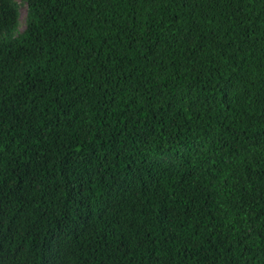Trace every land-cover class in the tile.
<instances>
[{
  "label": "trees",
  "instance_id": "1",
  "mask_svg": "<svg viewBox=\"0 0 264 264\" xmlns=\"http://www.w3.org/2000/svg\"><path fill=\"white\" fill-rule=\"evenodd\" d=\"M0 0V264H264V0Z\"/></svg>",
  "mask_w": 264,
  "mask_h": 264
},
{
  "label": "rangeland",
  "instance_id": "2",
  "mask_svg": "<svg viewBox=\"0 0 264 264\" xmlns=\"http://www.w3.org/2000/svg\"><path fill=\"white\" fill-rule=\"evenodd\" d=\"M19 2L18 4V19H19V27H22L23 25V18H24V12H25V5L21 0H16Z\"/></svg>",
  "mask_w": 264,
  "mask_h": 264
}]
</instances>
